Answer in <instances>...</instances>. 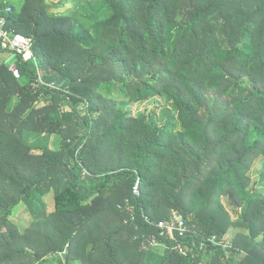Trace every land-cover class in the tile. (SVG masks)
Listing matches in <instances>:
<instances>
[{
    "label": "trees",
    "instance_id": "obj_1",
    "mask_svg": "<svg viewBox=\"0 0 264 264\" xmlns=\"http://www.w3.org/2000/svg\"><path fill=\"white\" fill-rule=\"evenodd\" d=\"M62 3L0 5L34 40L0 43V262L264 264V0ZM175 211L186 235L148 248Z\"/></svg>",
    "mask_w": 264,
    "mask_h": 264
},
{
    "label": "built area",
    "instance_id": "obj_2",
    "mask_svg": "<svg viewBox=\"0 0 264 264\" xmlns=\"http://www.w3.org/2000/svg\"><path fill=\"white\" fill-rule=\"evenodd\" d=\"M11 12V9H9ZM7 21L5 18H0V43L4 50L14 53L24 57V59L31 58L33 56V46L34 40L32 38L26 37L23 34H15L9 32L6 28ZM15 75L20 78L21 73L18 69L15 72ZM141 195V186L140 180H137L133 187V196L137 198ZM128 205L126 209L131 212V207ZM145 220L150 225H154L159 230V237L154 236L148 241V248L161 249L165 247L163 244L164 239H170L177 241L179 238L184 237L188 231L186 226L185 219L182 215L178 213H173L169 220H161L154 222L148 216L145 217ZM213 242H216V237L211 239ZM181 251L183 249L180 248Z\"/></svg>",
    "mask_w": 264,
    "mask_h": 264
},
{
    "label": "rangeland",
    "instance_id": "obj_3",
    "mask_svg": "<svg viewBox=\"0 0 264 264\" xmlns=\"http://www.w3.org/2000/svg\"><path fill=\"white\" fill-rule=\"evenodd\" d=\"M14 1H15V4L16 5H20L21 4V1H19V2H17V0H14ZM55 1H59L58 2V5L61 4V2H63L62 5L59 7V9H58L57 12H61L62 11L63 13H65L68 10L71 9V6H72V1L71 0H55ZM14 57L15 56L13 54L5 53V54H3L0 57V60L1 61H5L8 64L11 61V59H13ZM40 106H42V105H40ZM140 109H139V111H140ZM80 110H82V112L84 111L83 108L80 109ZM65 125L66 126H65V128L63 130V133H61V134H54L52 136H49V139H47L48 140L47 145L49 146V148L51 150H53V151L54 150H58V148L61 145L62 139L65 138V137H70V133H69L70 131H69V128H68L69 124H65ZM41 140H43V138L40 137L39 135H33V136L30 137V141H31L30 143H32V144L33 143H37V142H39ZM262 171H263L262 158H259L258 160L255 161V163L253 165V168H252V171L250 173L252 185H254L256 183V181H258L260 179V177L262 175ZM263 187L264 186H262V188L260 189V192H264ZM55 190L56 189H54L52 193H50L48 196H46L44 198V201H45V203L48 206V212L49 213H52L53 212V207L52 206H53L54 196L56 195V191ZM128 201H130V199L129 200H126L125 203L119 204V209H121L123 212L124 211L125 212H129L126 209V207L128 205V203H127ZM22 209H23V205H20L19 207L16 208L14 218H16V219H27V220H29L31 218V215L29 213H23ZM174 213H178V214L181 215V213H179L178 211H175ZM112 218H115V220H116L115 222H120V221H123V219H124L122 216L121 217L120 216H117V217H113L112 216ZM229 241L230 240H228L227 245H228V247H230V246L232 247V245H231V243H229ZM164 250H165V248L163 247V248L159 249L158 251L161 252V253H163ZM25 260H28V259L25 258ZM0 264H2V263L0 262ZM74 264H80V263H74Z\"/></svg>",
    "mask_w": 264,
    "mask_h": 264
},
{
    "label": "crops",
    "instance_id": "obj_4",
    "mask_svg": "<svg viewBox=\"0 0 264 264\" xmlns=\"http://www.w3.org/2000/svg\"><path fill=\"white\" fill-rule=\"evenodd\" d=\"M19 1H21V4L20 5H16L14 0H0V5L5 3V4L11 5V6L13 5V6L17 7V8H21L22 5H23L24 0H17V2H19ZM71 1H73V0H71ZM51 2L54 3L55 5H58L59 1L51 0Z\"/></svg>",
    "mask_w": 264,
    "mask_h": 264
},
{
    "label": "water",
    "instance_id": "obj_5",
    "mask_svg": "<svg viewBox=\"0 0 264 264\" xmlns=\"http://www.w3.org/2000/svg\"><path fill=\"white\" fill-rule=\"evenodd\" d=\"M17 57H14L13 59H11V61L8 63L9 67L11 68L12 71L16 72L17 70V66H16V62H17Z\"/></svg>",
    "mask_w": 264,
    "mask_h": 264
}]
</instances>
